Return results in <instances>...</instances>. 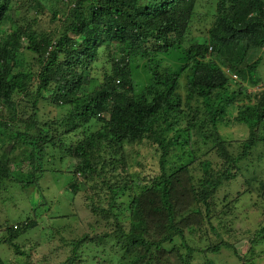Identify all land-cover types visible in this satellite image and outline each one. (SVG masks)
<instances>
[{"label":"trees","instance_id":"trees-1","mask_svg":"<svg viewBox=\"0 0 264 264\" xmlns=\"http://www.w3.org/2000/svg\"><path fill=\"white\" fill-rule=\"evenodd\" d=\"M216 1L208 35L187 38L196 0H0V28L11 25L0 30V191L38 186L50 172L48 161L74 160L67 191L72 200L85 193L91 215L111 223L113 229L100 236L113 237L122 250L115 264H213L224 250L243 264L250 261L238 254V241L225 238L230 229L220 221L224 208L239 199L218 211L216 195L236 179L239 163L264 146V89L247 91L260 85L264 0ZM102 49L112 69L96 85L92 76L105 62ZM159 57L176 59L177 65H161ZM137 60L148 62L139 93ZM240 96L234 121L249 132L238 145L217 129ZM40 103L65 114L43 121ZM200 138L207 150L198 148ZM138 145L158 155L157 171L131 172L127 149ZM19 150L22 155H15ZM211 152L219 164L208 160ZM22 163L30 172L13 178L11 168ZM260 188L264 198V183ZM127 191L125 204L120 200ZM32 206L37 216L43 205ZM36 225L28 218L5 225L0 245L24 256L16 242ZM196 230L206 247L190 243L195 233L188 231ZM262 235L264 225L253 233L250 251ZM100 242L96 235L71 241V253L60 264L80 263L79 248ZM0 264L10 263L0 256Z\"/></svg>","mask_w":264,"mask_h":264},{"label":"rangeland","instance_id":"rangeland-1","mask_svg":"<svg viewBox=\"0 0 264 264\" xmlns=\"http://www.w3.org/2000/svg\"><path fill=\"white\" fill-rule=\"evenodd\" d=\"M216 3V0H196L187 38L208 35V31L215 22ZM46 6L48 8L52 7L51 3H46ZM43 27L47 30H53L50 24H43ZM10 28V23H4L0 30L4 32ZM69 34L73 35V33ZM114 56L115 58H120L121 53L115 51ZM99 58L103 59V61L105 60V62L97 67L92 76V78L96 79V85L102 84L103 77H105L104 73L109 74L112 69L107 51L100 50ZM156 60H160L161 65H169L170 67L174 64L177 65L176 59H169V57H166V59H160L159 57ZM147 66L148 62L146 60L136 61L135 71L141 76L140 86L136 85V93L145 89L143 85L145 81L144 72ZM260 69V85L249 86L247 88L248 92L264 89V87L260 88L262 83L264 84V60ZM181 85H183V82H181ZM235 88V85L231 86L232 91H236ZM81 90L85 91L86 86L84 85ZM48 97H50V94ZM242 99L243 96L238 97L237 101L236 99L234 100L232 107H228L229 114L226 116L225 122L219 124L217 129L223 138L227 141H235L238 145L246 139L249 132L245 125L234 121L241 101H243ZM39 108V115L43 121H47L48 118L60 120L65 114L64 110L54 108L52 105H47V103H40ZM103 117L107 118L108 115L104 114ZM228 119L231 122H227ZM95 129L92 127V130ZM204 141L201 138L198 141V148L202 149V151L207 150L208 144ZM127 151H131L129 165L132 173L139 176L142 170L157 171L158 155L153 150L148 149L144 145H138L128 148ZM232 152L236 154L238 149L233 147ZM22 153L23 151L19 150L15 152V155L21 156ZM215 155L214 152H211L208 156V160L214 165L220 163ZM137 162L141 166H138ZM74 163V160H68L65 164H53L52 161H48L46 168L50 172L43 175L39 180L38 186L34 185L23 190L20 185L11 186L9 184L7 192L0 191V237L4 233V226L7 224H18L25 218L37 220V227L16 242L19 246V251L24 256L15 255V250L12 247L0 245V256L10 264H60L71 253L72 248L68 243L83 235H96L101 238V242L99 246L85 243L80 247L77 252V261L81 260V262L76 264H115V261L122 256L123 252L113 237L103 238L100 236L103 232L109 231L110 228L113 229L111 223H106L98 216L93 217L91 215L89 210L85 208V201H83L81 196L85 193L80 192V195L75 196L73 200L68 193L66 182H69L72 178ZM238 166L240 173H238L236 179L230 184H225L218 190L216 195L218 211L224 208L228 201L234 198L239 199L235 205L229 206L228 210L224 208L227 213L220 216V221L225 223V226L230 229L229 234L232 238H225L229 242L232 239L238 241L236 244L238 254L240 257L245 256L246 259L251 261L246 264H264V240L261 237H257L254 250H249L252 247L253 233L259 231L264 225V198L260 196V185L264 183V146H257L253 154L241 161ZM11 169L13 178H22L24 174L30 172V167L27 163L15 165ZM194 174L199 177L201 172L197 170ZM246 190L250 192L246 193ZM243 191L245 193L242 197H239L238 194L243 193ZM130 194V191H127L120 202L127 204L130 200ZM38 202L43 205V208L38 209V215L35 216L30 209L33 207L32 205L37 206ZM96 221L98 222L97 224H95ZM124 223H126L125 220ZM213 225L217 229L222 230V224L219 223V220L214 219ZM188 232L195 233L192 236L189 235L193 239L190 242L193 246H207V239H202V234L198 233L197 230ZM27 255L29 256L28 259L26 258ZM199 259L203 262L204 257L200 256ZM212 262L213 264H243L226 250L222 251L219 256L215 255L212 258Z\"/></svg>","mask_w":264,"mask_h":264}]
</instances>
